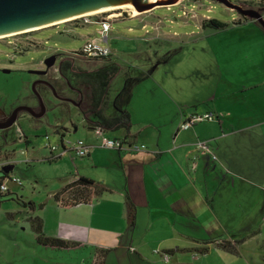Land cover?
<instances>
[{
  "label": "crops",
  "instance_id": "crops-1",
  "mask_svg": "<svg viewBox=\"0 0 264 264\" xmlns=\"http://www.w3.org/2000/svg\"><path fill=\"white\" fill-rule=\"evenodd\" d=\"M192 84L136 81L125 105L131 127L123 148L101 147L86 125L81 136L89 153L74 163L67 155L71 173L59 188L83 176L108 191L68 207L53 200L59 188L54 191L48 208L31 216L41 218L46 236L79 246L38 245L89 250L84 257L58 255L72 258L71 264H94L100 250H107L102 264H162L160 252L168 254L166 264H264V81H217L203 96L185 100L182 93L194 92ZM120 87L111 88L110 97ZM210 111L216 113L212 120L179 129L187 116ZM125 134L105 132L118 139ZM126 199L135 207L131 224ZM224 241L235 251L218 245Z\"/></svg>",
  "mask_w": 264,
  "mask_h": 264
},
{
  "label": "rangeland",
  "instance_id": "rangeland-1",
  "mask_svg": "<svg viewBox=\"0 0 264 264\" xmlns=\"http://www.w3.org/2000/svg\"><path fill=\"white\" fill-rule=\"evenodd\" d=\"M232 1L255 7L262 13L264 21V0ZM123 10L114 9L88 18L90 22L103 18L111 21L106 44L112 54L106 60L73 52L87 38L101 37L98 24H86L80 17L31 30L39 44L22 54L11 55V48L0 43V64L11 60L13 68L33 67L52 52L63 54L86 70L97 69L112 61L120 67L113 78V90L121 86L127 76L134 78L143 72L144 77L135 81L193 82L194 92L182 93L185 100L203 96L217 81H264V29L254 21L238 18L208 0H178L127 18L122 16ZM112 14L117 16L112 17ZM212 19L227 26L215 28ZM164 55L168 56L161 60ZM147 68L149 74L145 71ZM5 77L12 76L0 73V78ZM200 81L209 82L201 86ZM26 82L0 81V90L13 95L19 88L25 91ZM48 101L44 114L37 120L26 117L17 120L16 127L28 136V144L17 142L15 126L7 132L0 130V157H8L13 165L9 179L4 180L8 192L20 196L27 205L32 202L37 207L34 211L28 206L23 208L18 201L7 199L9 196L0 203V264H71L72 258L61 259L58 255L82 254L84 257L89 253V250L55 251L42 247L34 240L33 232L25 222L26 217L41 213L40 204L48 208L52 193L71 173L67 155L47 163L49 153L43 143L47 140L57 143V129L69 142L83 139L81 135L88 132L78 104L67 101L63 104L51 96ZM21 149L26 153L21 154ZM70 157L73 163L86 159L73 153ZM14 179H19L20 184ZM161 263L166 264L163 260Z\"/></svg>",
  "mask_w": 264,
  "mask_h": 264
},
{
  "label": "trees",
  "instance_id": "trees-1",
  "mask_svg": "<svg viewBox=\"0 0 264 264\" xmlns=\"http://www.w3.org/2000/svg\"><path fill=\"white\" fill-rule=\"evenodd\" d=\"M214 23L215 28H223L227 25L215 19L210 20ZM210 21L208 24H210ZM205 26V24H203ZM168 55H164L161 60H165ZM108 59V58H102ZM75 64L72 59L64 57L61 62V68L66 77L71 78L72 74L69 73V67ZM120 67L112 61L105 62L101 67L94 70H80L79 81H67L72 88L75 89L77 97L76 102L79 105V110L83 116L85 124L92 129H100L104 132L123 130L126 134L122 138L126 142L131 127V118L129 111L125 108L127 101L130 98L132 87L135 80L144 77V73L140 72L137 77L127 76L121 87L117 90L116 94L110 97L113 78L119 72ZM63 104L65 102L61 101ZM63 134L59 135L62 137ZM59 157L48 156L46 160H55ZM12 166H4L0 169V185L8 178V173ZM108 191L107 187L102 184L94 182L90 178L83 176L76 177L71 181L65 183L61 188L53 193V200L61 207H68L79 203H88L97 199L103 192ZM9 196L7 199L18 201L21 206L33 207V203L29 202L28 205L15 193L8 191L1 192L0 190V203ZM39 207H42L41 204ZM126 219L131 224L135 217L134 205L126 199L125 201ZM30 228L35 235V240L42 246H49L56 249H74L79 246L78 243L66 241L63 239L46 236L43 232L42 220L39 216H30L27 218ZM221 248L228 252H234L235 248L227 241L220 242ZM107 250H100V256L94 261V264H102L103 255ZM202 252H206L203 248ZM186 264V263H183Z\"/></svg>",
  "mask_w": 264,
  "mask_h": 264
},
{
  "label": "flooded vegetation",
  "instance_id": "flooded-vegetation-1",
  "mask_svg": "<svg viewBox=\"0 0 264 264\" xmlns=\"http://www.w3.org/2000/svg\"><path fill=\"white\" fill-rule=\"evenodd\" d=\"M208 1L217 3L223 8L231 11L238 18L243 20L249 19L261 26L257 20L250 17L253 12H258L253 6H244L238 1L232 0H223L227 5L222 4V2L218 0ZM260 14L262 15V13ZM239 20L240 19H238V22H240ZM57 27H59V25ZM30 32L32 31L0 37V43L11 48V55H14L15 53H25L29 48L36 46L35 40L37 39L34 38V33ZM51 55H53L54 61L52 65L47 66L45 60ZM64 57L63 54L52 52L33 67L19 66L13 68L11 60H9V63L7 64H0V73L12 76L0 78V81H27L24 87L25 91H23V89L20 90L19 88L15 91V94L8 95L0 90V125H5L11 118H15V121L10 126L0 128L2 132L9 131L12 126L16 127L18 124L17 120L20 117L29 118L31 121L37 120L44 114L50 96L63 102L67 101L69 104L72 103L68 101V99H72L77 103L75 100L77 93L67 81H79L80 70L83 68L73 64L74 66L68 68L72 77H66L61 68V62ZM22 134L23 143L27 142L25 133L22 132Z\"/></svg>",
  "mask_w": 264,
  "mask_h": 264
},
{
  "label": "water",
  "instance_id": "water-1",
  "mask_svg": "<svg viewBox=\"0 0 264 264\" xmlns=\"http://www.w3.org/2000/svg\"><path fill=\"white\" fill-rule=\"evenodd\" d=\"M130 1L142 2L143 0H0V35L31 28L93 9ZM218 1L227 5L223 0ZM174 2H176V0H165L162 3H153L155 4L153 6L151 5L152 3H147L143 5L144 11L148 8L152 10L159 6L173 4ZM122 16L127 18L136 15H133L127 10H123ZM250 17L257 20L264 29V21L260 13L253 12ZM53 61L54 57L51 55L45 60V63L47 66H50ZM68 101L72 104H78L72 99H68ZM14 121L15 118H11L5 125H0V128L8 127ZM127 149L132 150L131 147Z\"/></svg>",
  "mask_w": 264,
  "mask_h": 264
},
{
  "label": "built area",
  "instance_id": "built-area-1",
  "mask_svg": "<svg viewBox=\"0 0 264 264\" xmlns=\"http://www.w3.org/2000/svg\"><path fill=\"white\" fill-rule=\"evenodd\" d=\"M91 16L92 15L83 16L85 23L86 24H93V23L98 24L99 25L98 33L101 37L100 38H87L82 44V46L73 52L79 55L90 57V58H101V59L107 58L112 54L111 49L106 44V41L108 38L107 33L110 30L111 21L108 18H103L95 22H90L88 18H91ZM35 42H36L35 44H39L37 40H35ZM215 117H216V113H214L213 111L206 112L201 115H189L179 124V129H187L195 122L212 120ZM93 131L99 137V145L101 147L112 148V149H120L124 147V141L122 139L108 137L105 135V132L103 130H100L98 128L93 129ZM15 132H16L17 142L23 143L22 131L18 127H16ZM45 138L48 139V135H45ZM43 147L49 152L48 156L54 157V158L69 155L70 153H73L74 155H77L79 157H84L89 153V146L81 138L75 139L74 142H69L67 139H65V136H62V137H59V141L57 143H50L47 140L45 143H43ZM196 147L199 150L209 151V148L203 142H197ZM134 148L138 149L139 147L134 146ZM20 153L25 154L26 150L21 149ZM8 165H10V162L8 161V157L7 158L0 157V169ZM6 179H9V178H6ZM13 181L20 184L19 179H14ZM0 190L1 192L8 191V187L4 181L0 185ZM155 252H159V251L155 250ZM160 254L162 258L164 259V261L167 262L168 254L164 252H160Z\"/></svg>",
  "mask_w": 264,
  "mask_h": 264
},
{
  "label": "bare ground",
  "instance_id": "bare-ground-1",
  "mask_svg": "<svg viewBox=\"0 0 264 264\" xmlns=\"http://www.w3.org/2000/svg\"><path fill=\"white\" fill-rule=\"evenodd\" d=\"M165 0H143L142 2H138V1H130V2H125V3H120V4H115V5H110V6H105V7H101V8H97V9H93L90 11H86L80 14H76V15H71V16H67L61 19H57L51 22H47L38 26H34L31 28H27V29H22V30H18V31H13L10 33H6V34H1L0 37L3 36H7V35H12L15 33H20V32H25V31H31V30H38L44 27H48V26H52L54 24L60 23V22H65V21H71V20H75V19H79L80 17L86 16V15H94V14H98V13H102V12H106V11H111L114 9H124L127 10L128 12L132 13L133 15H138L141 12L144 11V6L147 3H152L151 5H155L156 3H162ZM178 1V0H176ZM155 3V4H153ZM150 8H148L145 11H148ZM117 16L116 14H112V17Z\"/></svg>",
  "mask_w": 264,
  "mask_h": 264
}]
</instances>
